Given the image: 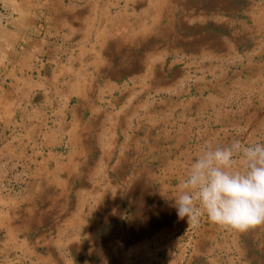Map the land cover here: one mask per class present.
I'll use <instances>...</instances> for the list:
<instances>
[{
  "label": "crops",
  "instance_id": "0c3cea01",
  "mask_svg": "<svg viewBox=\"0 0 264 264\" xmlns=\"http://www.w3.org/2000/svg\"><path fill=\"white\" fill-rule=\"evenodd\" d=\"M239 2L38 0L0 26V264H252L209 221L183 260L159 175L200 154L159 152L169 102L236 100L232 133L264 143V5ZM206 123L218 146L229 131Z\"/></svg>",
  "mask_w": 264,
  "mask_h": 264
},
{
  "label": "clouds",
  "instance_id": "9594fccd",
  "mask_svg": "<svg viewBox=\"0 0 264 264\" xmlns=\"http://www.w3.org/2000/svg\"><path fill=\"white\" fill-rule=\"evenodd\" d=\"M174 206L193 227L202 217L241 233L264 225V143L206 145L179 182Z\"/></svg>",
  "mask_w": 264,
  "mask_h": 264
},
{
  "label": "rangeland",
  "instance_id": "374dc122",
  "mask_svg": "<svg viewBox=\"0 0 264 264\" xmlns=\"http://www.w3.org/2000/svg\"><path fill=\"white\" fill-rule=\"evenodd\" d=\"M240 10L238 11V17L246 16V13L241 9L250 7H260L264 5V0H239ZM38 0H0V26L12 23L15 20H22L25 16V12L30 7L37 5ZM244 19V17L242 18ZM252 24V21H251ZM255 27L257 25L255 24ZM261 29V28H259ZM256 29V30H259ZM264 32H260L258 36L263 35ZM236 100H227L222 103L226 105V108H221V114L216 116L213 112L198 113L197 110H182L175 109L169 102L166 107L160 106L159 113V152H201L206 145H212L213 138L209 139L204 134L205 125L209 119H216L223 125L222 127L217 125V128L225 129L229 132L221 133L222 140H217L218 146L225 147L230 145L234 140H240L242 144L254 145V142L250 140L247 134L241 133L233 134L231 131V123L236 118L234 105L238 104ZM210 123V122H209ZM213 123V122H211ZM226 135V136H225ZM252 137V136H251ZM211 143V144H210ZM196 157H176L169 155L168 157L160 156V165H169V172H160V180L170 181V187L177 195L178 185L181 179H183L188 170V166L191 165ZM166 181V182H167ZM171 191V190H169ZM208 225L206 217H202L199 226L193 227L187 224V218L180 228L176 229L173 239H178L182 242L183 247L182 259L187 260L191 254L193 240L197 235L204 230ZM244 244L246 247V257L252 264H264V225L250 229L247 232H243Z\"/></svg>",
  "mask_w": 264,
  "mask_h": 264
}]
</instances>
